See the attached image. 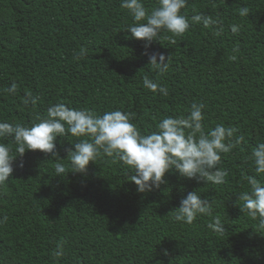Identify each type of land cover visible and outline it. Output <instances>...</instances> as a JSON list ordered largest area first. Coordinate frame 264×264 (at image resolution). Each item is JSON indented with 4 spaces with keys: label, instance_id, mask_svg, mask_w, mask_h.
I'll return each instance as SVG.
<instances>
[{
    "label": "trees",
    "instance_id": "trees-1",
    "mask_svg": "<svg viewBox=\"0 0 264 264\" xmlns=\"http://www.w3.org/2000/svg\"><path fill=\"white\" fill-rule=\"evenodd\" d=\"M120 4L0 0V120L30 125L63 102L98 114L134 113L144 133L204 103L206 132L223 123L237 128L233 140L244 138L222 154L225 183L190 180L172 169L159 189L139 193L122 162L101 156L85 173L56 175L51 154L26 151L0 185V219L8 218L0 224V264H264V229L240 202L249 190L244 177L255 175L247 157L264 142V0H188L182 11L190 21L202 14L222 23L192 24L174 44L162 33L147 51L170 58L163 74L149 66L145 42L131 38L133 19ZM144 4L151 10L156 0ZM241 7L248 16L239 15ZM80 47L87 55L77 61ZM144 76L167 87L168 96L146 89ZM13 82L17 92L10 94ZM29 91L35 106L23 105ZM75 139L57 137L60 159ZM194 191L211 203L212 215L175 222L172 211ZM215 216L224 231L208 228ZM58 243L62 257L53 256Z\"/></svg>",
    "mask_w": 264,
    "mask_h": 264
},
{
    "label": "clouds",
    "instance_id": "clouds-1",
    "mask_svg": "<svg viewBox=\"0 0 264 264\" xmlns=\"http://www.w3.org/2000/svg\"><path fill=\"white\" fill-rule=\"evenodd\" d=\"M188 0H156V5L147 9L144 0H121V8L128 10L133 23L128 26L131 38L145 42V55L149 66L161 74L169 69L170 58L162 52H149L154 40L161 41V34L170 33L173 37L185 34L192 24L202 23L205 28L221 25L218 18L197 14L189 20L186 13ZM241 17L249 14L247 7L238 10ZM238 33L239 25L230 26ZM222 27L216 32L222 31ZM87 55V49L80 47L74 54L77 61ZM235 59V57H233ZM167 61V62H166ZM143 86L153 93L168 96L167 87L143 77ZM10 94L17 92L15 82L7 89ZM37 98L29 91L23 99V105L35 106ZM205 104L192 103L187 116H165L155 125L156 130L142 133L133 123L134 113L119 109L104 111L103 114L88 108H74L63 102L52 104L43 116H37L29 125L12 124L0 120V185H4L13 173V161L22 157L26 151L40 150L51 154L55 159L56 175L65 173H85L90 162H96L101 156L117 161L134 174L129 177L137 185L139 193L159 189L165 175L172 169L187 179L205 181L208 184L225 183L227 171L218 167L222 154L230 153L244 138L236 137L237 128L219 123L211 131H205ZM76 138L74 150H68L67 159H60L55 151L57 137ZM9 141V142H4ZM247 160L254 167L255 175H247L244 180L249 190L241 193L242 211L264 229V142L257 143L251 149ZM63 161H67L64 163ZM260 177L257 179L256 177ZM172 219L191 225L200 215H212L211 203L202 199L198 192H189L180 201ZM0 219V224L7 221ZM208 228L216 232L224 231L220 217H213ZM64 255L63 243H58L53 256Z\"/></svg>",
    "mask_w": 264,
    "mask_h": 264
}]
</instances>
